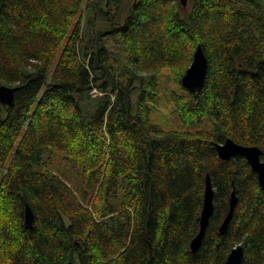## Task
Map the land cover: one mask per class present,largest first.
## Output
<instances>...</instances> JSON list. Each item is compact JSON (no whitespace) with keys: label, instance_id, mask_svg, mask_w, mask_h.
Segmentation results:
<instances>
[{"label":"trees","instance_id":"1","mask_svg":"<svg viewBox=\"0 0 264 264\" xmlns=\"http://www.w3.org/2000/svg\"><path fill=\"white\" fill-rule=\"evenodd\" d=\"M105 1L0 0V87L17 88L0 103V264H225L239 245L264 264L258 174L217 150L264 161V0Z\"/></svg>","mask_w":264,"mask_h":264},{"label":"water","instance_id":"2","mask_svg":"<svg viewBox=\"0 0 264 264\" xmlns=\"http://www.w3.org/2000/svg\"><path fill=\"white\" fill-rule=\"evenodd\" d=\"M184 6H187L188 0H181ZM208 70V60L202 49L198 47L194 54L191 66L182 79V86L192 93H198L202 90L205 83ZM17 88L2 85L0 87V103L5 106H12L14 103V94ZM219 157L222 161H229L235 156H244L251 165L254 172L258 174L259 183L264 190V161L261 160L262 152L258 147H245L228 139L224 144L217 145ZM214 190L211 179L208 176L206 180L205 204L201 214L200 232L191 243L192 251L196 252L202 245L206 236L207 228L215 211ZM238 199L233 193L231 199L230 212L220 228L221 234H224L233 217ZM25 227L29 230L34 228V212L29 205L25 208ZM243 246L235 247L229 254L225 264H243L244 263Z\"/></svg>","mask_w":264,"mask_h":264},{"label":"rangeland","instance_id":"3","mask_svg":"<svg viewBox=\"0 0 264 264\" xmlns=\"http://www.w3.org/2000/svg\"><path fill=\"white\" fill-rule=\"evenodd\" d=\"M96 1L97 0H88V3L87 4L93 5ZM128 4H130V1H128ZM107 5H108V1L106 0L105 1V5L103 7H105V9H108V6ZM92 13L93 12H91L89 9L86 8L85 11H84V17H87V16H89ZM121 15L123 16V14H121ZM77 17H78V15H77ZM96 23H97L96 24V30H102L103 31V30H105L108 27V24H107L106 19L104 17H99Z\"/></svg>","mask_w":264,"mask_h":264},{"label":"bare ground","instance_id":"4","mask_svg":"<svg viewBox=\"0 0 264 264\" xmlns=\"http://www.w3.org/2000/svg\"><path fill=\"white\" fill-rule=\"evenodd\" d=\"M116 20V19H115ZM114 21V20H113ZM115 39V38H114ZM97 40V39H96ZM102 41H104V40H102ZM109 41V40H108ZM100 45H101V43H100ZM105 46V45H104ZM124 46V45H123ZM124 50H126V48L124 49ZM126 52V51H125ZM127 54V53H126ZM114 55V54H113ZM129 58V57H128ZM165 85V84H164ZM30 121V120H29ZM33 121V120H32ZM194 127V126H193ZM192 129V128H191ZM158 135V134H157Z\"/></svg>","mask_w":264,"mask_h":264}]
</instances>
